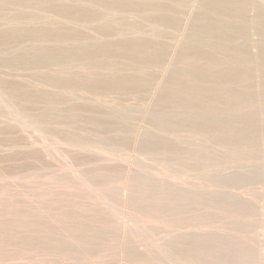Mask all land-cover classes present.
I'll return each mask as SVG.
<instances>
[{
  "label": "rangeland",
  "instance_id": "374dc122",
  "mask_svg": "<svg viewBox=\"0 0 264 264\" xmlns=\"http://www.w3.org/2000/svg\"><path fill=\"white\" fill-rule=\"evenodd\" d=\"M121 1H68L92 11L80 21L26 12L97 42L145 41L136 59L109 54L116 71L10 63L21 46L0 44V264H264V0H223L237 2L216 16L235 53L213 26L186 39L210 0H149L164 8L154 20L129 7L114 13L123 32H101L100 8ZM14 2L0 0L5 18Z\"/></svg>",
  "mask_w": 264,
  "mask_h": 264
},
{
  "label": "bare ground",
  "instance_id": "6f19581e",
  "mask_svg": "<svg viewBox=\"0 0 264 264\" xmlns=\"http://www.w3.org/2000/svg\"><path fill=\"white\" fill-rule=\"evenodd\" d=\"M68 1H71V0H58V1L57 0H15L14 5L20 11L19 13L20 15L16 14L9 18H5L4 15H2V13L5 10V6L0 3V18H2L5 23V26L0 29V44L7 42L9 44L13 43L17 46H21L19 48V52L17 51H15L14 53L11 52L8 58H5L6 61L8 60L10 61V63L13 62V63L23 64V65L27 63L31 65H36V64H39L40 62L42 63L48 62V63H53V64L56 63L58 65L59 64L61 65V63L69 60L70 58H72V60L78 59L82 63L84 62L85 59H88V60L91 59L90 62H84L83 67L85 68H108L112 71H116L118 69V66L115 65V63H111V61H108L109 54L112 55V54L121 53L122 55V53H125L126 55H129V56L131 55V58L136 59L135 57H132V56L137 55V53H139L141 50H143L144 47L147 46L145 41L142 42L139 40L136 42L135 40L130 41V40L123 39V40L118 41L116 44L97 42L91 39L92 37L89 38L88 36H85L79 30H75L72 28L70 29L68 27L61 26V25L53 26V24L50 21L45 22V23H39L36 20V18L29 17V15H27L26 13L29 10V8H32V7L39 8V9L42 8L43 10H50L58 14L59 16L65 17L64 19L68 18L69 20L75 19V20L80 21L82 19L81 14L84 15L86 11L88 13H90L91 11L88 8V5L86 4V2H80L79 4H76V5H69ZM233 3L234 1L227 3L228 6H225L223 0H210L209 2L205 4H202V5L200 4L201 10L198 13H195V15L193 16L191 25L188 26V29H187L188 31L186 34L187 36L186 39L189 40L190 42H195L199 40L198 41V44H199L201 37L202 38L203 36L206 37L210 35L211 33L215 32L214 30H211V27L213 26L217 30V33L215 34L216 35L220 34L219 37L221 38L220 40H218L220 42L216 43L215 41L217 49L219 48L223 52L228 51V52L235 53L236 45H234L235 44L234 41L227 42V40L225 41L224 39H222L223 35H225V32H227V30L231 27V25H229L226 21H221L220 19L219 21L216 18V16L220 15L219 11L221 12L225 8H229V10L233 9L231 6L233 5ZM234 4H237V2H235ZM102 6L103 8L102 9L100 8V11L104 13V11L107 10L108 16L105 17L104 15V17H102L100 20L103 21L102 22L103 24L110 23L111 25L109 27L107 25H101L105 27L107 26V28L105 27L101 28V32H102V29L104 30V32L105 31L106 32H123L125 28L123 27V25L128 20L125 18L123 19L118 18V17L116 18V15L114 13L120 12V13L125 14L126 16L125 10L128 11L129 7L135 8L139 16L142 18H145L146 20L155 19V15H152V12H153L152 10H164V8L161 6V3L160 4L155 3V2L153 3L149 0H122L121 4H115V3L109 2V4H105ZM148 10H150V12H148ZM25 19H26V22H25ZM20 21L21 22L23 21L24 23L20 24ZM72 23L73 25L76 24L74 22ZM67 44H71L74 46L73 47L64 46ZM195 44L197 45V43ZM195 44H190L191 47L193 48L192 49L193 51L196 50ZM157 50L158 49H154V50L152 49V53L158 54ZM239 55L240 53H238V56ZM63 74H65L64 71H61L60 72L61 79L59 81H63L66 83H73L75 82V80H72V79L76 78L80 81V83L85 82V80L86 81L89 80V81H92L93 83L98 81L100 85L101 84L102 85L103 84L112 85L110 82L111 80L109 81L107 79L99 78L97 76L94 77L88 73L83 74V75L69 74L68 78H67V75H63ZM176 74L174 76H176ZM96 85L98 84L96 83Z\"/></svg>",
  "mask_w": 264,
  "mask_h": 264
}]
</instances>
